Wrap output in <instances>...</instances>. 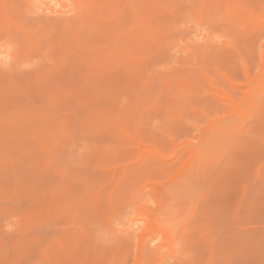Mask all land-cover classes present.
<instances>
[{"label": "rangeland", "instance_id": "obj_1", "mask_svg": "<svg viewBox=\"0 0 264 264\" xmlns=\"http://www.w3.org/2000/svg\"><path fill=\"white\" fill-rule=\"evenodd\" d=\"M0 264H264V0H0Z\"/></svg>", "mask_w": 264, "mask_h": 264}]
</instances>
